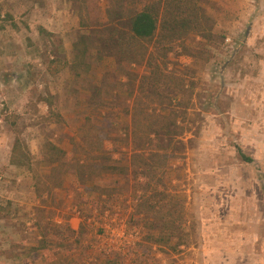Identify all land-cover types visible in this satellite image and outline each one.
I'll use <instances>...</instances> for the list:
<instances>
[{"label":"rangeland","instance_id":"1","mask_svg":"<svg viewBox=\"0 0 264 264\" xmlns=\"http://www.w3.org/2000/svg\"><path fill=\"white\" fill-rule=\"evenodd\" d=\"M125 1L130 10L145 0ZM113 4L91 1L92 21L104 23ZM203 6L216 37L195 49L208 56L195 59L178 48L168 60L193 96H178L180 107L179 100L166 109L150 106L156 114L185 110L194 122L176 139L184 158L173 161L164 181L186 221L167 247L152 244L148 222L134 216L129 173L96 172L85 189L74 174L90 127L98 130L96 145L108 140L111 164L130 168L139 147L125 111L137 92H123L112 59L99 64L93 55L75 65L74 44L89 31L72 0H0V264H264V0ZM48 103L63 125L46 122ZM16 137L29 152L27 166L10 164ZM57 146L71 153L61 158ZM239 150L254 163L243 162Z\"/></svg>","mask_w":264,"mask_h":264},{"label":"trees","instance_id":"2","mask_svg":"<svg viewBox=\"0 0 264 264\" xmlns=\"http://www.w3.org/2000/svg\"><path fill=\"white\" fill-rule=\"evenodd\" d=\"M72 1L78 12L79 25L89 31L88 35L80 36L74 44L75 65L79 67L88 56L93 55H96L99 64L104 59H112L122 71L120 74L125 82L121 86L123 92L129 97L134 92L139 96L132 111H125V115L130 117L132 143L139 147L133 149L130 168L119 169L111 164L113 159L108 154L110 151H106L104 147V141L108 140L104 137L99 146L96 145L93 135L98 130L90 127L86 131L85 148L81 146L85 159L76 161L74 174L78 185L85 189L96 172L97 176L129 173L134 216L142 222H148L146 233L152 244L169 247L176 240L177 233L183 231L186 221L182 207L174 203L164 181L169 182L167 174L174 165L173 161L184 158V144L176 139L191 130L186 127L187 123L194 122L187 119L185 110L179 112L169 109L164 110L163 114H156L154 107L151 109L154 112H150V106L166 109L179 100L178 96H188L189 99L193 96V87L187 85L176 71L169 70L168 60L178 48L182 50V55L195 59L208 56L205 50L195 48L203 43L210 45L215 42L213 20L203 6L204 0H145L140 8L133 6L130 10L126 5L131 3L113 0L114 4L105 11L104 23L91 19L90 4L93 0ZM40 4L42 5L41 1ZM124 65L142 68L143 73L139 74L135 69L125 70L122 67ZM57 71L56 68L49 69L52 76ZM96 93L101 97L100 92ZM179 102L180 100L177 106H183ZM45 120L53 125H63L64 122L53 103H48ZM101 133L105 135L103 130ZM76 145L72 143V153ZM53 148L61 154V158L71 153L60 146ZM96 151H99L97 155ZM239 155L243 162H252L240 150ZM28 163L27 147L16 137L11 148L10 164L27 166ZM59 167L61 164L52 165V170L56 171ZM179 208L180 216L176 217V210ZM178 245L180 244L177 243L176 247ZM171 248L174 250V247ZM41 251L46 257L49 256L46 249ZM104 264L124 263L109 259Z\"/></svg>","mask_w":264,"mask_h":264},{"label":"crops","instance_id":"3","mask_svg":"<svg viewBox=\"0 0 264 264\" xmlns=\"http://www.w3.org/2000/svg\"><path fill=\"white\" fill-rule=\"evenodd\" d=\"M127 121L129 122V119H127ZM63 143H65V142H63ZM62 148V147H61ZM68 149V148H67ZM254 159H252V162H250V163H254V161H253ZM259 174H260V172H259ZM262 188L264 189V185L262 184Z\"/></svg>","mask_w":264,"mask_h":264}]
</instances>
